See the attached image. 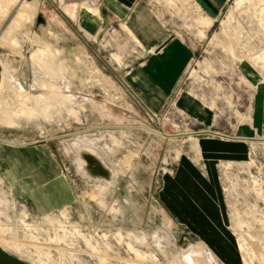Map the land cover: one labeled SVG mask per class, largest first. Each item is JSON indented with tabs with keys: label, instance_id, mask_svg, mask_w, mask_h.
Here are the masks:
<instances>
[{
	"label": "rangeland",
	"instance_id": "rangeland-1",
	"mask_svg": "<svg viewBox=\"0 0 264 264\" xmlns=\"http://www.w3.org/2000/svg\"><path fill=\"white\" fill-rule=\"evenodd\" d=\"M209 2L0 0L5 250L30 264H264V0ZM48 169L51 196L71 199L65 180L73 198L43 212L48 188L32 183ZM202 247L208 261L185 259Z\"/></svg>",
	"mask_w": 264,
	"mask_h": 264
},
{
	"label": "crops",
	"instance_id": "crops-1",
	"mask_svg": "<svg viewBox=\"0 0 264 264\" xmlns=\"http://www.w3.org/2000/svg\"><path fill=\"white\" fill-rule=\"evenodd\" d=\"M207 1V3L209 4H211V2H209V0H206ZM167 53V52H166ZM170 53L171 54H169V55H166L167 57H170L171 59H170V61L172 62V63H174V62H179V64L181 65V62H182V60H184V59H186L187 58V55H188V53L186 52V50L181 46V48H180V50H179V52L178 51H176V50H172V51H170ZM172 72H174V70L172 69ZM167 89H168V87H167ZM43 161L45 162H41L42 163V168L44 169V167H46V164H47V166L49 165V163L47 162V160L43 157ZM47 170H45V171H43L44 172V176H47V180H49L50 181V183L49 184H47V182L45 181L44 182V180L42 179V178H40L38 181H35V183H32L33 185L35 184V185H39V187H40V189H41V187L42 186H44L43 188H45V187H47L48 189H43V192L45 193L43 196H45V198L42 196H40L41 197V199L42 200H40L41 201V203H43V204H45V207L46 208H48L49 207V209H48V211H43V212H49V211H51L53 208H56V207H61V206H63V205H65V204H67V203H69L70 201H71V199L73 198V195H72V192H71V190H70V187L68 186V184H67V182L64 180V184L66 185V187H65V185L63 184V187L66 189V191H68L71 195H70V197H71V199L69 200V198H68V196L66 197V198H64L63 200H60L59 199V196H55V197H53V196H51V194H53L55 191V189H57V187L55 186L58 182H56V183H54L58 178H56L55 179V177L58 175L59 176V173L58 172H56V171H54L53 173H54V175L53 176H55V177H50V176H52V175H50L49 176V174H46L45 172H46ZM38 176L39 177H41L42 176V172H41V175L40 174H38ZM59 178H60V176H59ZM39 183V184H38ZM53 183H54V185H53ZM27 184V183H26ZM33 185H30V186H33ZM29 186V185H28ZM53 188H54V190H53ZM27 192L29 193V194H31V196H32V192L31 191H29V190H27ZM49 192H51V193H49ZM32 198H33V196H32ZM33 200L35 201V203L37 204V206H38V203L36 202V200L33 198ZM39 208V207H38ZM40 209V208H39ZM41 210V209H40ZM42 211V210H41Z\"/></svg>",
	"mask_w": 264,
	"mask_h": 264
},
{
	"label": "bare ground",
	"instance_id": "bare-ground-1",
	"mask_svg": "<svg viewBox=\"0 0 264 264\" xmlns=\"http://www.w3.org/2000/svg\"><path fill=\"white\" fill-rule=\"evenodd\" d=\"M243 2L241 1L240 3H239V5L240 4H242ZM24 7H29L28 5H26L25 4V6ZM86 10H88V9H86ZM90 10V12L91 13H94V15L92 14L90 17L91 18H94L95 19V17H96V15H98V10L96 9V10H93V9H89ZM72 15H74V12L72 13ZM23 16H25V15H23ZM34 16V15H33ZM29 20H31V17L29 16ZM99 20V18H97L96 20H93L94 22L95 21H98ZM16 23H19L18 22V20L16 21ZM39 39V38H38ZM32 53V52H31ZM31 57L33 58V57H36V55L34 54H31ZM37 58V57H36ZM19 85H20V87H23L22 86V83L20 82L19 83ZM8 119H6V121H7ZM8 122V121H7ZM190 135H192V134H190ZM233 137H229V139H232ZM190 139V137L188 138V140ZM196 150V149H195ZM197 151V150H196ZM46 174H49V176L50 175H54V173L52 172V170H50L49 171V169L45 172ZM176 200V199H175ZM178 200V199H177ZM177 202H180L179 200L177 201ZM181 203V202H180ZM180 205H182V204H180ZM183 206V205H182ZM190 206V205H189ZM181 207V206H180ZM181 208H183V207H181ZM178 209V208H177ZM203 209V208H202ZM201 209V210H202ZM190 210V209H189ZM195 211V210H194ZM217 218V217H216ZM215 218V219H216ZM220 218V217H219ZM214 219V220H215ZM216 221V220H215ZM220 223V222H219ZM239 246L241 247V245L239 244ZM7 251V250H6ZM204 251H203V247L202 248H200V249H198L197 251H195V250H193V249H190V250H188V251H185L184 252V257H185V259L187 260V261H189V262H193V263H195V257H201V256H203L202 254H204L203 253ZM10 253V252H9ZM197 253H198V255H197ZM208 258L209 256L205 253L204 254V256L203 257H201L202 259H203V261H208V260H206V258ZM19 258V257H18ZM21 259V258H20ZM199 260H201V259H199Z\"/></svg>",
	"mask_w": 264,
	"mask_h": 264
},
{
	"label": "water",
	"instance_id": "water-1",
	"mask_svg": "<svg viewBox=\"0 0 264 264\" xmlns=\"http://www.w3.org/2000/svg\"><path fill=\"white\" fill-rule=\"evenodd\" d=\"M37 22L38 24L46 22L43 13H39V15L37 16ZM93 173H101L102 175H105L107 174V171L99 166L93 169ZM0 264H30V263L9 253L0 245Z\"/></svg>",
	"mask_w": 264,
	"mask_h": 264
}]
</instances>
